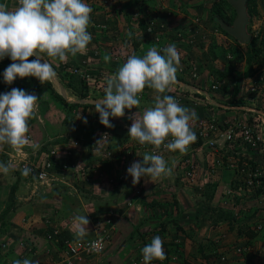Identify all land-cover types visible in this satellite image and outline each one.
Here are the masks:
<instances>
[{
    "label": "rangeland",
    "instance_id": "obj_1",
    "mask_svg": "<svg viewBox=\"0 0 264 264\" xmlns=\"http://www.w3.org/2000/svg\"><path fill=\"white\" fill-rule=\"evenodd\" d=\"M85 2L92 8L87 51L64 62L45 57L56 72L53 91L66 102L54 99L34 77L5 84L10 58L0 60V94L19 88L38 97L28 123L30 143L20 151L0 146V162L12 165L9 174L0 173V264L24 259L67 264L62 240L76 242L75 215L90 221L83 241L106 240L100 255L78 264L136 263L157 235L170 262L151 264H209L213 259L264 264V56L249 67L248 44L220 30L214 7L233 15L223 0ZM253 2L256 13L245 27L250 39L257 32L264 37V10L260 0ZM0 4L18 6L17 0ZM146 23L154 24L150 34L144 32ZM170 43L179 50L181 67L177 82L162 95L195 111L191 128L197 140L184 154L161 147L156 154L163 155L172 175L141 178L133 185L128 167L153 154V146L129 137V117L154 106L155 93L145 89L138 108L110 117L111 128L99 122L94 102L104 97L106 81L130 55L142 57L149 47ZM105 54L111 57L107 63ZM52 152L56 164L48 180L37 181L34 172L22 175L23 164L40 167ZM248 179L254 187L247 186ZM220 211L231 217L219 220ZM186 244L198 256L195 262L187 261L183 251L173 252L175 245L184 249Z\"/></svg>",
    "mask_w": 264,
    "mask_h": 264
},
{
    "label": "clouds",
    "instance_id": "obj_2",
    "mask_svg": "<svg viewBox=\"0 0 264 264\" xmlns=\"http://www.w3.org/2000/svg\"><path fill=\"white\" fill-rule=\"evenodd\" d=\"M17 5L9 9L7 4H0V60L10 58L12 61L3 72L4 83L11 85L17 77H34L41 84L50 82L55 79L56 72L45 57L64 62L69 56L87 51L92 40L88 31L92 8L85 0H17ZM30 57L35 59L30 60ZM103 59L107 63L111 57L105 54ZM180 60L175 43L163 49L151 46L142 57L130 55L106 81L104 97L94 102L99 122L111 128L110 117L120 118L126 109L138 108L139 96L145 88L155 93L154 106L129 117L132 120L129 137L140 145L153 146V154L145 153L142 160L134 161L128 167L127 175L132 178L133 185L141 178L155 181L172 175L163 155L156 154L161 147L184 154L197 140L191 128V122L198 118L195 111L181 106L170 95H162L177 82ZM37 104L38 97L23 89L12 88L10 92L0 94V146L8 145L20 151L30 143L28 123L34 118ZM83 123L87 124L86 118ZM102 138L96 145L102 143ZM11 169V164L0 162V173L7 175ZM30 172L31 169L22 170V175L27 176ZM87 217L75 215L72 219L77 243L89 234ZM163 244L159 235L154 236L141 250L143 264L164 261L167 257ZM92 247L95 249V242ZM241 251L237 249V252ZM13 264L34 262L24 259L14 260Z\"/></svg>",
    "mask_w": 264,
    "mask_h": 264
},
{
    "label": "built area",
    "instance_id": "obj_3",
    "mask_svg": "<svg viewBox=\"0 0 264 264\" xmlns=\"http://www.w3.org/2000/svg\"><path fill=\"white\" fill-rule=\"evenodd\" d=\"M137 1L142 3V0H137ZM260 2H261V7L264 10V0H260ZM257 35H258V32L256 33V36ZM260 55L264 56V49L261 50ZM29 138L30 137L28 136V139ZM53 153L54 152L50 153V155L47 157L51 159L45 160L44 163L40 165V167L33 166L34 167L33 169L31 167H28L27 164H23L21 166V169L22 170L31 169V172H34L33 175L35 176L36 180L44 182L50 178L51 172L54 169L52 166V161H51L53 158L55 159V156H53ZM55 164L56 163L54 161V165ZM246 184L248 187H254V183L250 179L247 180ZM93 242H95L96 244L95 249L92 247ZM62 245H63L62 254L65 258V262L67 264H78L88 257H95L97 255H100L106 248V240L102 236H97L88 241H82L81 243L71 242L69 240H62ZM173 258H174L173 260H175V257ZM220 263H221V260L213 259L209 264H220ZM133 264H143V258L137 260L136 263H133Z\"/></svg>",
    "mask_w": 264,
    "mask_h": 264
},
{
    "label": "trees",
    "instance_id": "obj_4",
    "mask_svg": "<svg viewBox=\"0 0 264 264\" xmlns=\"http://www.w3.org/2000/svg\"><path fill=\"white\" fill-rule=\"evenodd\" d=\"M223 4L224 5L226 4V5H228L231 8V10L233 12V15L231 17L230 16L226 17L225 15H223L222 7L216 5L214 7V9H213V20L218 22L220 30L225 35L230 36L224 29H222V27L220 26V22L219 21H222L226 25H231L233 19L235 18V11H234L232 5L229 3L228 0H223ZM245 7H246V13H247L248 19H250V17H252V15L254 13H256V5L253 2V0H246ZM154 30H155V27H154L153 23H146L144 25V32L145 33L149 32V34H150V32H152ZM260 36L257 35L256 37L250 39V41H249V43L247 45V54H246V58L247 59H246V61H247L248 65H249V67H251L253 62H255L260 57L261 50L264 49V37H260ZM29 59L30 60H34L35 57H30ZM7 62L12 63V61L10 59L7 60ZM37 81L41 84V82L39 80H37ZM41 86H44L46 89H48L50 91V93L52 94V96L54 97V99H56L57 101L66 102L59 94H57L55 91H53L51 82H45L44 84H41ZM145 89H147V88H145ZM69 105L73 106L72 103H69ZM54 160H55L54 158L51 160L53 168L55 167ZM219 217H220L219 220H221L223 218L224 219H229L231 216L228 213H225V215H223V213L221 212ZM177 250H179V249H177V248H176V250L173 249V252H175ZM171 256H173V255H171ZM166 260L168 262H170L169 256H167Z\"/></svg>",
    "mask_w": 264,
    "mask_h": 264
},
{
    "label": "water",
    "instance_id": "obj_5",
    "mask_svg": "<svg viewBox=\"0 0 264 264\" xmlns=\"http://www.w3.org/2000/svg\"><path fill=\"white\" fill-rule=\"evenodd\" d=\"M235 11V18L233 19L231 25H226L222 21L220 26L224 29L230 36L235 38L242 44H248L250 41V36L246 33V25L248 22V16L246 13L245 2L246 0H228Z\"/></svg>",
    "mask_w": 264,
    "mask_h": 264
},
{
    "label": "crops",
    "instance_id": "obj_6",
    "mask_svg": "<svg viewBox=\"0 0 264 264\" xmlns=\"http://www.w3.org/2000/svg\"><path fill=\"white\" fill-rule=\"evenodd\" d=\"M229 226V225H228ZM216 227V230H217V225L215 226ZM228 228V227H227ZM230 228V227H229ZM216 230H213V229H210L209 231L211 232V231H213V233H215V232H217ZM222 231V230H221ZM228 235V234H227ZM230 235V234H229ZM238 238H233V237H231V240L233 241V242H235V240H237ZM233 242H229V243H233ZM237 243H236V248H238V247H240V248H242V243H241V240L239 239L238 241H236ZM33 244V243H32ZM180 246L179 245H175V247H173V249H175L176 250V248L177 249H179L180 251H183L184 252V258L187 260V261H193V262H195L198 258V256H196V254H195V252H194V250L193 249H191L190 248V246L189 245H185L184 246V249H180L179 248ZM244 248V247H243ZM193 250V251H192ZM198 250V249H197ZM191 254L193 255L194 254V256L192 257L191 256ZM171 255H172V253H171ZM177 258V257H176ZM186 261V262H187ZM230 264H246L245 263V261H240V262H238V263H234V262H230Z\"/></svg>",
    "mask_w": 264,
    "mask_h": 264
}]
</instances>
